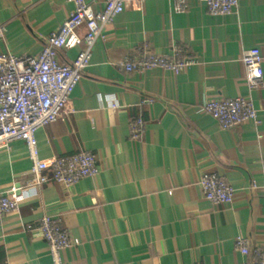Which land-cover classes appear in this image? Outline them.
Returning a JSON list of instances; mask_svg holds the SVG:
<instances>
[{"label": "crops", "instance_id": "0c3cea01", "mask_svg": "<svg viewBox=\"0 0 264 264\" xmlns=\"http://www.w3.org/2000/svg\"><path fill=\"white\" fill-rule=\"evenodd\" d=\"M87 1L102 11L103 0ZM186 5L128 3L95 45L66 113L37 131L42 163L90 152L97 177L36 188L26 144L0 147V193L19 197V211L0 217V264H52L37 231L45 215L80 241L62 252L65 264L255 262L235 240L246 239L250 251L264 248V62L263 84L251 90L241 57L259 49L264 60V0H240L227 16L210 15L198 0ZM71 10L65 0H0V53L37 56ZM143 44L157 54L181 47L198 63L178 74L120 70ZM82 50H60L58 59L69 65ZM234 97L253 100L259 127L223 130L202 111L209 101ZM139 117L147 131L133 142L129 124ZM204 173L227 178L236 191L232 204L205 201Z\"/></svg>", "mask_w": 264, "mask_h": 264}, {"label": "built area", "instance_id": "2783aa9c", "mask_svg": "<svg viewBox=\"0 0 264 264\" xmlns=\"http://www.w3.org/2000/svg\"><path fill=\"white\" fill-rule=\"evenodd\" d=\"M65 1L72 7L69 18L50 35L37 56L16 57L10 53H0V147L8 148L15 141L26 144L32 162L29 183L36 188L51 181L72 187L82 180L95 178L100 174L97 157L85 151L51 163H42L39 159L36 133L56 123L66 113L70 97L90 66L94 47L102 39L105 28L114 23L125 11L128 3L139 5L144 0H103V9L100 12H95L87 0ZM198 1L206 6L212 16L231 15L240 5V0ZM173 4L177 10L187 9L186 0H173ZM83 28L86 34L81 38L79 32ZM4 32L1 26L0 39ZM80 46H83V50L71 64H62L59 61L58 51L73 50ZM241 62L245 67V80L249 89L261 88L264 60L260 50L245 51ZM197 63L181 47L173 46L169 54H157L149 45L143 44L132 57L119 63L118 67L128 74L155 69L178 74ZM202 111L223 130L239 128L248 123L258 127L261 124L253 100L247 98L209 101ZM146 131L147 123L141 117L130 121L131 141H142ZM199 187L205 201L213 207H224L234 201L236 191L222 175L204 173ZM18 211L19 197L15 191L0 193V217ZM37 231L49 246L52 264H65L62 252L80 245L79 239L73 237L60 220H54L48 215L40 219ZM235 244L242 255L254 256L255 262L252 264H264V248L250 251L248 241L241 237L235 240Z\"/></svg>", "mask_w": 264, "mask_h": 264}]
</instances>
